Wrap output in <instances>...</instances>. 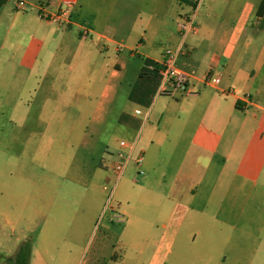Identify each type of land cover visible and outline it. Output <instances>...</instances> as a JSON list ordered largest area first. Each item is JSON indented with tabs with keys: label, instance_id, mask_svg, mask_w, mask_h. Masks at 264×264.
<instances>
[{
	"label": "crops",
	"instance_id": "0c3cea01",
	"mask_svg": "<svg viewBox=\"0 0 264 264\" xmlns=\"http://www.w3.org/2000/svg\"><path fill=\"white\" fill-rule=\"evenodd\" d=\"M9 1L0 9V19L9 21L8 33L15 30L29 35L28 50L35 45L29 54L31 69L41 55L48 69L54 57L73 52L83 58L84 72L95 73L98 51H112L116 57L112 78L130 87L127 100L136 107L122 114L125 134H133L158 116L179 137L189 126L193 129L186 159L177 172L154 181L149 166L140 175L142 164L136 159L143 152H137L136 142L121 140L134 148L127 165L135 175L132 182L144 177L143 189L140 197L129 193L126 205H120L123 223L114 219L119 213L113 206L106 211V204L102 219L105 239L114 234L118 244L102 261H82L79 246L98 214L81 209V197L50 195L43 180L34 182L25 175L18 182L16 164L7 163L1 157L6 153L0 150V231L14 239L11 252L0 259L2 264H17L23 247L30 251L28 264H165L186 225L192 232L199 226L217 234L225 233L224 229L242 230L246 204L264 202V13L258 16L262 0L258 5L255 0H215V14L209 13L208 19L219 13L220 17H236L235 21L220 29L208 23L187 35L179 28L184 15L177 12V0H102L100 4L78 0L72 8L74 25L70 28L39 17L41 4L53 3L51 10L56 11L59 0H26V12L18 11L14 4L8 7ZM179 3L193 5L188 0ZM84 27L91 30L88 39L81 37ZM97 43L102 44L100 50ZM166 49L182 51L178 67L198 77L211 72L220 78L219 84L194 83L195 95H184L179 88L160 94L162 85H167L159 69ZM124 50L131 59L141 57L140 61L128 65ZM115 89L108 90L112 94ZM119 152L130 153L120 144ZM116 185L111 186L114 192ZM199 199L215 203L217 214L208 222L205 217L209 215L193 206ZM90 204L94 206L95 200H87L84 208L90 209ZM249 222L255 233L264 232L262 214L250 216ZM145 234L155 236L145 243ZM257 240L262 239L258 236ZM146 245L151 253L143 261ZM253 250L251 260L258 256L256 246Z\"/></svg>",
	"mask_w": 264,
	"mask_h": 264
},
{
	"label": "rangeland",
	"instance_id": "374dc122",
	"mask_svg": "<svg viewBox=\"0 0 264 264\" xmlns=\"http://www.w3.org/2000/svg\"><path fill=\"white\" fill-rule=\"evenodd\" d=\"M95 1L100 4L102 0ZM214 1H201L195 17L196 27L210 24L220 29L235 21L236 17H220L219 13L208 19L209 13L215 14ZM255 2L258 5L261 0ZM12 4L14 1L10 0L7 6ZM176 5L177 12L183 15L194 12L193 6L181 5L178 0ZM256 20L254 15V24ZM8 28L9 21L0 19V150L6 153L1 157L7 163L16 164L18 182L26 175L34 182H46L50 195L81 197V209L98 214L79 242L81 260H106L112 246L118 244L114 234L110 240L105 239L102 222L111 186L117 184L110 206L120 215H123L120 205H126L128 194L140 197L143 189L144 177L132 182L135 175L130 171L131 165L126 166L119 180L113 170L117 162L113 156L117 155L120 141L136 142L137 152H143L141 171L146 174L149 166L154 181L163 174L168 178L177 172L186 159L193 127L189 126L179 137L176 129L165 122L161 124L158 116L151 117L133 134H125L120 123L122 114L136 107L127 100L130 87L126 83L121 86V79L112 78L116 61L112 51H98L95 73L84 72L83 58L73 52L54 57L48 69L44 68L41 55L31 69L33 59L29 54L35 45L28 50L29 35L15 30L8 33ZM101 46L97 43V50ZM123 53L128 65L140 61L139 56L131 59L127 50ZM110 87H116L112 94ZM137 108L145 112L143 107ZM92 199L94 206L84 208L86 201ZM193 206H199L209 215L205 217L206 222L217 214L215 203L199 199ZM245 207L240 231L224 229L225 233L217 234L204 232L205 228L199 226L192 232L186 225L165 264H264V232L255 233L254 225L249 222L250 216H264V202L250 201ZM116 227L115 233L120 226ZM0 233V259H4L11 252L14 239L3 231ZM143 236L146 243L155 235ZM258 236L262 240H257ZM255 246L258 256L251 260ZM165 252L166 249L161 250V257ZM150 253L151 247L146 245L143 261L149 260Z\"/></svg>",
	"mask_w": 264,
	"mask_h": 264
},
{
	"label": "built area",
	"instance_id": "2783aa9c",
	"mask_svg": "<svg viewBox=\"0 0 264 264\" xmlns=\"http://www.w3.org/2000/svg\"><path fill=\"white\" fill-rule=\"evenodd\" d=\"M7 0H0V9L4 6ZM15 7L18 11L26 12L28 10V3L26 0H13ZM202 0H194V12L192 14H186L181 18L179 24L180 31L182 35H187L189 33H196L197 27L195 25V17L197 11L200 7ZM78 0H59V8L56 11L51 10L53 3L41 4L38 7L39 17L57 23L63 28H70L74 25V19L72 14V8L77 4ZM91 36V30L87 27H84L81 31V37L83 39H88ZM182 54V51L166 49L164 53L163 60L159 65V69L165 76V82L167 85H162L160 89V94L168 95L171 94L172 89L179 88L184 95H195L197 91L195 89L194 83H199L202 86H217L220 82V78L214 76L211 72H208L202 77H198L193 71H188L182 69L176 65L178 57ZM137 113H140L137 111ZM120 147L128 148L130 153L128 155L123 152L117 153V162L115 163L113 170L117 175L118 180L123 175L128 162L130 161L131 154L133 151V146H129L125 141H120ZM143 162V156L139 155L136 159L137 164ZM144 172L141 171L140 175H143ZM107 190V188H105ZM114 190L111 189L109 195L107 207L110 206V201H112ZM114 219L119 222H125L123 215L116 214Z\"/></svg>",
	"mask_w": 264,
	"mask_h": 264
},
{
	"label": "trees",
	"instance_id": "16d2710c",
	"mask_svg": "<svg viewBox=\"0 0 264 264\" xmlns=\"http://www.w3.org/2000/svg\"><path fill=\"white\" fill-rule=\"evenodd\" d=\"M180 2H186V0H178ZM189 4H193L192 6H195L194 2L189 1ZM264 13V0H262L261 5L258 10V16L261 17ZM29 249L27 247H23L18 254V261L17 264H28V257H29Z\"/></svg>",
	"mask_w": 264,
	"mask_h": 264
}]
</instances>
